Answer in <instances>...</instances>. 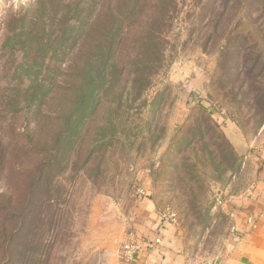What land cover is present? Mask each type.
<instances>
[{"label":"rangeland","instance_id":"rangeland-1","mask_svg":"<svg viewBox=\"0 0 264 264\" xmlns=\"http://www.w3.org/2000/svg\"><path fill=\"white\" fill-rule=\"evenodd\" d=\"M98 1L0 0V139L10 146L0 154V223L10 194L11 226L27 214L10 264H122L145 199L174 211L191 264L216 263L223 227L213 207L223 190L247 188L264 157V0H174L148 87L118 90L119 106L80 124L71 139L94 147L63 152L32 200L45 153L26 139L48 140L54 153L64 126L51 119L78 84L68 68L77 44L60 34L92 18Z\"/></svg>","mask_w":264,"mask_h":264},{"label":"trees","instance_id":"trees-1","mask_svg":"<svg viewBox=\"0 0 264 264\" xmlns=\"http://www.w3.org/2000/svg\"><path fill=\"white\" fill-rule=\"evenodd\" d=\"M97 6L92 18L79 21L78 27L66 22L67 28L60 34V39H72L77 44L68 68L78 84L71 86L68 110L56 111L51 119L54 122L62 120L64 126L57 135L64 138L51 139L54 153L49 150L50 144H45L48 140L26 139V147L45 153L30 182L32 200L41 192L44 178L59 163L63 152L73 150L75 145V151L80 150L83 142H91L90 147H94V139H71L75 132L79 134L78 126L84 124L89 129L94 120L93 113L119 106L123 93L119 94V91L145 90L150 77L163 65V38L175 10L174 0H101ZM122 77L129 81L128 89L125 84L118 86ZM1 144L0 139V154L4 157L10 146L6 148ZM13 198L12 194L7 197L9 211L0 223V255L5 256L6 264L12 261L14 241L25 229L27 218L25 212L20 217L24 223L18 228L11 226L10 221L15 218L11 207Z\"/></svg>","mask_w":264,"mask_h":264},{"label":"crops","instance_id":"crops-1","mask_svg":"<svg viewBox=\"0 0 264 264\" xmlns=\"http://www.w3.org/2000/svg\"><path fill=\"white\" fill-rule=\"evenodd\" d=\"M220 194L219 202L213 207L223 227L216 264H264V157L256 165L247 188L232 193L225 189ZM140 205L133 233L145 238L159 237L161 244L136 259L135 264H191L174 225L159 219L158 210L150 200L145 199ZM248 218L252 224L247 223ZM232 225L237 229L235 234L230 232Z\"/></svg>","mask_w":264,"mask_h":264},{"label":"built area","instance_id":"built-area-1","mask_svg":"<svg viewBox=\"0 0 264 264\" xmlns=\"http://www.w3.org/2000/svg\"><path fill=\"white\" fill-rule=\"evenodd\" d=\"M159 219L163 222H167L170 225H174L176 222V215L173 210L165 209L158 211ZM248 224H252L251 218L247 219ZM230 232L235 234L237 229L234 225L230 226ZM161 244L159 237L145 238L138 236L133 232H130L127 240L122 244L120 248V259L122 264H135L136 259L141 256H145L147 252L155 250ZM216 264V263H209Z\"/></svg>","mask_w":264,"mask_h":264}]
</instances>
